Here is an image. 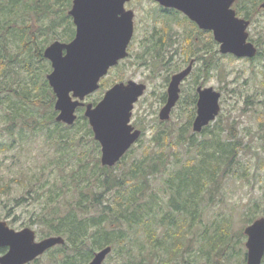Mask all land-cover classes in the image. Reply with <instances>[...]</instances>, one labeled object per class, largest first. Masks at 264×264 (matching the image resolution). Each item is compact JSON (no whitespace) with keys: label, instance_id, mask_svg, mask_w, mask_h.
<instances>
[{"label":"trees","instance_id":"obj_1","mask_svg":"<svg viewBox=\"0 0 264 264\" xmlns=\"http://www.w3.org/2000/svg\"><path fill=\"white\" fill-rule=\"evenodd\" d=\"M52 1L30 0V3H26L24 0H0V65L5 67L0 74V109L4 108L5 114L10 112L8 133L18 135L11 142L0 141V153H6L16 144L21 147L29 139L28 132L35 140L38 137L35 127L40 126L39 137L42 142H47L50 153L45 152L38 161L34 158L31 173L27 175L31 184L28 195L32 198V191L35 190L37 194L39 190L42 196L45 194V205H59L55 208L44 207L41 213L34 215L32 222L46 226L50 235L65 239L66 245H59L58 250L70 248L74 253L71 256L65 255V264H87L95 251L107 246L115 247L121 264H132L133 259L126 246L130 233L135 235L130 243L139 250L145 247L146 242L147 246L151 245L148 247L151 251L161 250V247L162 251H168L169 254L176 253L182 248L178 236H182L180 233L183 226L187 224L191 228L201 219L199 209L203 212L205 207L199 206L204 203V198L207 197L208 202L212 203L220 192L222 182L240 165L238 158L245 144L238 136L237 126H228V122H220L219 118L214 126L209 125L199 133L208 135V138L200 141L196 134H190L186 128L177 135L172 131L159 130L147 144L144 130L136 145L117 163L118 166L124 165L121 174L115 172L116 167H101L97 153L93 154V148L91 151L85 150L89 141L95 151L99 149V144L93 138L87 119L83 116V109H78L80 115H77L71 126L56 121L57 113L53 107L55 96L45 78L40 77L42 70L38 72L33 68L35 59L26 61L24 65L26 79L23 77L15 81L11 77L14 71L10 67L18 61L16 57H10L11 46L21 45V51L29 52L37 42H42L38 39L43 38L47 43L46 36L50 32H53V39L62 42L72 39L74 29L66 13L71 0H54L53 5ZM244 1L237 0L235 7L240 16L251 18V8H243L241 5ZM43 6L47 8L43 10ZM29 11L40 12L37 16L39 22L51 19L48 21L49 26L35 28V33L30 31L31 26L27 25ZM61 27H64V34L59 36L55 31ZM256 44L258 46V42ZM42 49L38 62L46 61L42 57ZM261 52L259 49L258 58ZM49 65H41L42 68L46 66L43 72L50 70ZM101 86L96 93L99 97L93 104L101 99L108 84L104 85L103 82ZM27 107L42 114L33 123H28L27 117L19 123L21 111ZM77 148H80L78 153ZM130 156L132 161L127 165L126 160ZM186 156L191 158L184 160ZM1 164L0 161V167ZM156 179L159 182L154 185ZM26 200L23 197L15 202L21 204ZM60 206H63L62 209ZM43 211H47V214H43ZM122 225L126 226L127 231L119 228ZM218 226L212 235L206 230L203 232L204 242L201 246L205 244V247L213 248L226 245L225 236L219 233L221 229ZM164 227L166 232L159 240L156 237L157 231ZM225 251H222L221 257ZM152 257L153 260L147 259L148 264L161 261L157 254ZM144 261L145 258L141 264ZM183 264L191 263L185 259Z\"/></svg>","mask_w":264,"mask_h":264},{"label":"rangeland","instance_id":"obj_2","mask_svg":"<svg viewBox=\"0 0 264 264\" xmlns=\"http://www.w3.org/2000/svg\"><path fill=\"white\" fill-rule=\"evenodd\" d=\"M137 1L138 0H136V2ZM258 1L259 0H245V4L252 10L253 8L251 6L256 5ZM24 2L30 3V0H24ZM53 4L54 0L52 1V5ZM45 5L48 6V4ZM143 5L146 9L141 10L140 7L136 9L140 16L138 22L140 23L141 32L135 39V45L131 47V51H129L130 57L127 61L123 62L118 69L112 72L110 78H107V84L117 81V75L120 76L119 78L121 81L132 80L146 85V91L143 97L136 103L131 117L132 124L135 127L134 129L141 132L140 138L143 135L142 132L145 130L144 139L145 144H147L148 140L150 141L153 135L159 130L172 131L175 133L174 135H177L180 130L186 128L190 130V134H196L199 141L208 138L207 134L203 136L199 133H193L192 131V124L196 117L197 109L195 88L200 84L201 86L212 87L221 94L220 113L216 120L210 124V127L214 126L219 121V118L221 119L220 122L223 121L225 124L228 122V126L230 124L236 125L238 136L242 138L245 146L241 150L238 158L239 167H235L233 174L229 175L222 182L220 192L215 200L209 203L207 197H205L204 203L200 204L199 208L205 207L203 212L199 209L201 212V219L197 220V223L191 226V228L187 227V224L183 226L180 233L182 236H178V239L182 241V248L176 251V253L169 254L168 251H162L161 247V250L153 249L151 251L148 248L151 245L147 246V243L144 242L145 247L139 250L136 245L130 243L135 238L134 233H130L127 238L126 246L131 253L133 259L132 264H141L144 258L146 259L144 264H148L147 259L153 260L154 257L152 256L154 254H157L161 261L159 263L152 261V264H183L185 259H188L191 264H243L244 260L246 264L247 249L245 243L247 237L244 234V229L255 220L264 218V12L256 13L257 16L248 29L250 38L258 42V47L260 51H262L261 57L258 58L256 56L249 61L247 59H238L232 55H223L220 53L219 44L217 43L216 47H211V64L205 65L203 62L199 61L193 66V72L182 86L179 101L172 109L170 118L167 121H161L159 113L162 108L163 92L166 90L165 84L167 83V79H170L175 72L186 68L191 57L190 52L185 50L184 52H180V55L175 56L172 59L173 61L171 60V64L167 66L162 60V52L158 51L160 49L153 48L149 45L141 46L147 17L140 14V12L149 11L150 8L147 7H150V5L153 7L148 1H143ZM46 6H43V10L47 8ZM66 13L68 14V10ZM38 14H40V12L35 13L34 11H29L27 13V25L31 26L30 31L34 33L35 28H39L40 26L47 28L50 24L48 21L51 20L45 19L39 22L37 18ZM164 23V20L159 21L158 28L160 27V30L164 28ZM181 26L184 27H180V25L173 27V21L167 26V29H172V31L179 34L178 37H174L175 42L178 43V47L183 46L180 40L185 29H188L189 31H187V33L191 34V37L189 35L191 47L195 48V46L198 45H205L204 47H207V40L205 38L203 39L197 36V41L196 35L192 36L193 30L191 27L185 24ZM63 30L64 27L57 28L55 33L61 36L64 34ZM173 36H165V44H169ZM38 40H42V42H37L34 48L32 47L29 52H26L28 50L21 51V45L19 47H10V57H16L18 60L10 67L11 70L14 71L11 77H14L15 81L23 77L26 79L25 70L23 71V69H25L24 65L26 61H30L34 58L35 61L33 62H35V66L33 65V68L38 72L42 70L40 72V77L45 78L49 85L46 76L52 71L51 64L49 65L50 70L48 72H43L46 66L42 68L41 65H47L48 61L38 62L37 58L42 48L43 57L44 50L53 42L60 40L53 39V32H50L49 35L46 36L47 43L44 42L43 38ZM143 47L145 49H143ZM34 49H38V51H34ZM200 52L201 54H199V57L203 55V51ZM166 54V57L174 55V53L170 51ZM178 62H180L181 66ZM209 65L210 68H207ZM4 69L5 67L0 65V74H2ZM96 93L97 92L85 99L86 104H93V101L99 97ZM25 111H28V113L26 114ZM5 112L4 108L0 109V134H2L0 141L11 142L13 138H18V135H10L8 133L7 127L11 125L8 116L10 112L6 114ZM76 112L77 115H80L79 111ZM41 114L42 113L38 110L34 111L27 107L21 111L22 117L19 118V123H21L25 117H27L26 121L28 123H33L40 118ZM39 128L40 126L35 127L38 137L39 135L41 136ZM28 136L29 139L24 141L25 143L23 142L21 147L16 144L14 148H11L6 153H0V161L2 163L0 167V221H6L7 224L16 231L30 228L35 232L36 241H41L45 238L55 236L48 233V228L46 226L33 224V217L35 214L41 213L44 207L55 208L59 205L56 203L51 206L45 205V194L42 196V191L39 190L37 194L34 192L35 190L32 191V198L28 195L31 184L27 175L31 173L30 169L33 168L35 163L34 158H37L36 160L38 161L42 159L45 152L50 153L47 142H42L40 137L34 140L30 132H28ZM87 140L88 139H85V141ZM87 149L89 151L92 149L94 155L97 153L101 165L100 145L99 149L95 151L92 142L89 141V146L86 147L85 150ZM79 150L80 148H77L76 152L78 153ZM190 152L194 155L193 150ZM137 153L138 152L135 151V155H137ZM131 157L132 156L127 158V165L131 163ZM189 158H191V156L183 157L184 160ZM191 164H193V161ZM101 167L106 166L101 165ZM115 167V172L121 174L124 165H115L109 168L112 169ZM158 182V179H156L153 184L155 185ZM35 187L36 185L33 186V189H35ZM37 195H40V197L37 198ZM23 197L27 199L24 203L17 204L15 202ZM62 207L63 206H60L61 209ZM42 213L47 214V211H43ZM216 225H219L218 227L221 229L219 233L221 235L224 234L226 245L222 247L216 245L213 248L205 247V244L201 246L204 242L202 241L203 232L206 230L212 235L213 231L216 232ZM119 228L127 231L125 225ZM165 232L166 227H164V229H158L156 235L157 239L161 240L162 234H165ZM64 245H66L65 239ZM57 247L59 246L52 248L31 264H65V262H63L65 255L71 256L74 253L70 251V248L59 251ZM220 247L221 249L219 251L218 249ZM112 248L113 250L106 258L104 264H121L122 261L118 256V252L115 251V247ZM117 248L118 247H116V249ZM188 250L189 252H187ZM223 250L226 251L224 256L221 257ZM98 251H95V253ZM169 256H173V258L170 259Z\"/></svg>","mask_w":264,"mask_h":264},{"label":"water","instance_id":"obj_3","mask_svg":"<svg viewBox=\"0 0 264 264\" xmlns=\"http://www.w3.org/2000/svg\"><path fill=\"white\" fill-rule=\"evenodd\" d=\"M127 0H72L68 15L76 28L69 44L55 41L43 52L52 71L46 76L55 96L56 121L71 126L76 110L84 107V116L94 139L101 147V165L115 166L140 138L141 132L130 125L134 104L146 87L134 82L119 83L110 88L95 106L85 104L87 96L99 89V82L109 68L127 56L126 48L132 37L130 12H124ZM161 5L184 12L201 29L214 32L223 55L252 59L257 49L248 43L249 23L236 17L232 5L235 0H155ZM264 8V4L262 5ZM191 71L188 67L174 75L168 88V98L159 118L167 121L179 100L180 83ZM193 133L214 122L220 113L221 94L213 88H198ZM247 237L246 264H261L264 256V218L255 220L244 229ZM64 244L60 236L36 241L30 228L15 231L0 221V248L7 247L0 256V264H28L51 248ZM112 248L107 246L94 254L88 264H104Z\"/></svg>","mask_w":264,"mask_h":264},{"label":"flooded vegetation","instance_id":"obj_4","mask_svg":"<svg viewBox=\"0 0 264 264\" xmlns=\"http://www.w3.org/2000/svg\"><path fill=\"white\" fill-rule=\"evenodd\" d=\"M143 1H148L149 4L151 3L153 5V7H151V5H150V7H147V8H150L149 11L140 12V14H143L144 16L147 17L146 18L145 27H144L145 32L142 35L144 37L141 40V42H142L141 46L149 45V46H151L153 48L160 49V51L162 52V60L164 61V63L167 64V66L171 64V60L175 56L180 55V52H184L185 50L190 52V57H191V60L189 61V64H188V66L186 68L175 72L174 74H172L170 79H167V83L165 84L166 90H165V92H163V101H162V106H161L163 108L165 106V104L167 103L168 88H169V84L171 82L172 77L174 75H177V74L181 73L182 71H184L188 67H191V71H190L189 75L186 78H184L181 81V83H180V86H179V88H180L179 98H180V95H181V92H182V86L184 85L186 80L191 76V73L193 72V66L196 63H198L199 61L203 62L205 65L211 64V62H212L211 47H216L217 42L215 40V36H214V32L213 31L201 29L196 22L192 21L184 12H182V11L176 9V8H172V7H167V6L161 5L159 2H157L155 0H138L137 2H136V0H127L123 4V9H124V12H130L131 20H132V27H133L132 37H131V39H130V41L128 43V46L126 48L127 56L124 59L119 60L118 63L115 66L109 68L107 74L100 79L99 89H100V87H102L101 85H102L103 82H104V85L108 83V79L107 78L111 77L112 72L115 69H118L123 62H125V61H127L129 59V57H130V52L129 51H131V47H133L135 45L134 44L135 43V39H136L137 35L140 34V32H141L140 23L138 22L140 16L138 15V10H136V9H137V7H140L141 10L146 9V7L143 5ZM236 2H237V0L234 1V3H233L231 8H232V10H234L237 18L242 19V20H244V21L249 23L248 28H247V33H248V29L251 27V25L253 24V20L257 16L256 13L257 12L258 13L264 12V8L262 7V5L264 4V0H259L257 2L258 4H256L254 7H252L253 9L251 11H253V14H252L251 18H250V16L249 17L248 16L245 17V16H240L239 15L238 9L235 7ZM241 5H242L243 8H250L249 6H247L245 4V1L242 2ZM71 7H72V0H71V6H70V8L68 10V13L71 10ZM67 16L70 18L71 25H72V27L74 29V35H73L72 39H70L67 42H62V41H59V42L69 44L70 42H72V40L75 37L76 28L74 26L72 17L69 16L68 14H67ZM160 20H164V22H165L164 23L165 26H164V28L162 30H160V27L158 28ZM168 21H171V22L173 21V27L176 26V25L177 26L180 25V27H184V26H181L183 24L188 25L193 30L192 36L196 35V40L197 41H198V37L197 36L202 37L203 39L205 38L207 40V47H204L205 45L204 46L198 45V46H195V48L191 47L190 46V42L191 41L189 40V38L191 37V34L187 33V31H189L188 29H185L183 31V33H182L183 35L181 36V40H180L181 42L180 43L181 44L183 43V46L178 47L177 46L178 43L175 42L174 37H178L179 34H177L175 31H172V29H167V26L169 24H171V22H168ZM163 30H164V32H163ZM148 31H149V33H148ZM174 34H177V35L173 36ZM189 35H190V37H189ZM165 36H173L172 39L170 40L169 44H165V42H166V39H165L166 37ZM247 42L248 43H252L254 45V47L257 49V51L259 50V48H258V46L256 44V40L250 38L249 34H248ZM186 43H187V45H186ZM185 46H186V48H185ZM143 49H145V48L143 47ZM168 51L173 52L174 55L173 56L169 55V57H166L165 54ZM200 51H203V53H202L203 55H201V57H199V54H201ZM156 59H157V56H156ZM48 63L50 64L49 61H48ZM178 64L180 65V62H178ZM183 64H184V62H183ZM209 66H207V68ZM116 77L118 78V80L114 81V82H110L108 84V87L105 88L101 99L103 98L105 93L110 88H112L114 85L119 84V83H123V84L126 85L128 82H134L136 84H141V85H144L146 87V85L144 83H138V82H135V81H132V80L121 81V79L119 78L120 76L116 75ZM205 77H206V73H205ZM198 88L204 89V88H210V87L201 86L200 84H198L196 86V88H195V93H196V96H197V100H198V92H197ZM145 91H146V89H145ZM145 91H144V93H145ZM144 93H143V95H144ZM143 95L140 98H142ZM140 98L138 99V101L140 100ZM101 99L98 102H100ZM138 101L136 103H138ZM136 103L134 104L133 109H134ZM4 222H6V221H4ZM7 251H8L7 247L0 248V256L6 254ZM263 259H264V256H263ZM263 259H262L261 264H263Z\"/></svg>","mask_w":264,"mask_h":264}]
</instances>
